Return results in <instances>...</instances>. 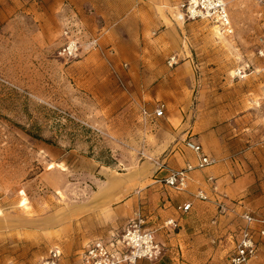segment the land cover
<instances>
[{
    "label": "rangeland",
    "instance_id": "374dc122",
    "mask_svg": "<svg viewBox=\"0 0 264 264\" xmlns=\"http://www.w3.org/2000/svg\"><path fill=\"white\" fill-rule=\"evenodd\" d=\"M129 1L134 16L122 15ZM226 1L232 36L183 20L181 0L106 3L103 31L91 4L0 0V264H39L55 247L79 263L88 242L123 230L155 160L182 162L190 136L216 158L215 176L248 179L240 197L264 214V0ZM66 18L99 34V50L61 59ZM159 102L165 116L148 118Z\"/></svg>",
    "mask_w": 264,
    "mask_h": 264
},
{
    "label": "built area",
    "instance_id": "2783aa9c",
    "mask_svg": "<svg viewBox=\"0 0 264 264\" xmlns=\"http://www.w3.org/2000/svg\"><path fill=\"white\" fill-rule=\"evenodd\" d=\"M179 9L182 19H209L220 30L232 36L235 26L226 0H181ZM101 35V34H100ZM62 45L58 51L59 57L66 62L75 61L87 51L99 50V34H92L78 21L66 18L62 28ZM112 51V49H110ZM264 56V52H260ZM170 62L173 64V60ZM128 67L127 63L122 65ZM144 113L148 118L158 119L165 116L166 103L159 102L152 112L146 109ZM185 148L195 155L194 161H186L179 168L170 167L163 183L177 192L189 190L191 173L204 170L216 164L217 160L208 153L201 142L190 136L185 139ZM158 168L164 163L155 160ZM206 187H199L193 196L201 201H214L218 214H226L232 210L224 201L225 194L221 192L218 177L208 175ZM192 202L185 201L177 206L181 215L192 209ZM238 226L229 234L231 250L229 252L230 264H255L258 256L260 239L264 237V214L244 209L237 213ZM216 222L218 221L215 219ZM165 226H177L174 219H168ZM163 253V245L156 238V231L146 227V219L137 213L130 219L122 231H113L108 237H100L88 242L79 253L78 264H138L140 260H157ZM63 252L59 247L52 249L46 259L39 264H63Z\"/></svg>",
    "mask_w": 264,
    "mask_h": 264
},
{
    "label": "crops",
    "instance_id": "0c3cea01",
    "mask_svg": "<svg viewBox=\"0 0 264 264\" xmlns=\"http://www.w3.org/2000/svg\"><path fill=\"white\" fill-rule=\"evenodd\" d=\"M113 1L122 0H76V4L81 6L83 4H91L100 10V14L106 18L105 23L100 26V31L109 27V13L104 12V7ZM140 4L137 2H130L125 4L120 9L122 15L131 10L132 16L136 13L133 10H138ZM110 10V8H107ZM94 34L96 32L93 31ZM101 34V33H100ZM143 36L141 34H133L127 38L128 41H141ZM121 41V40H120ZM199 139L202 140L201 137ZM195 155L193 152L185 155L183 161L175 160V165L172 168L182 167L186 161H194ZM170 166L157 168L153 183L146 191L139 193L136 197L133 216L140 213L146 219V227L156 231L157 240L163 245V253L157 260H140L138 264H227L229 259L224 260V253L221 252L222 246H217L213 243L216 237V232L221 228V232L231 233L238 226L239 217L238 212L248 209L250 203L247 199L240 196L250 187L249 183L244 178L228 182L227 176L218 178L220 190L225 194L224 201L232 210L227 214H218L216 204L214 201H201L193 196L199 187H206V177L208 175L215 176V169L196 170L191 173V184L188 191L177 193L172 191L163 183V178L166 176ZM217 177V176H216ZM220 177V176H219ZM149 192L154 199L151 203V208L147 210V206L143 205V197ZM234 196V197H233ZM190 200L193 204L192 209L181 215L177 210V206L185 201ZM142 204V205H141ZM254 211V210H253ZM256 212V211H255ZM132 214V213H130ZM174 219L177 226H165L168 219ZM219 225L217 226L216 220ZM223 226V227H222ZM96 239V238H95ZM223 250V249H222ZM227 261V262H226ZM255 264H264V237L260 239L258 256L255 259ZM78 264V263H76ZM230 264V263H229Z\"/></svg>",
    "mask_w": 264,
    "mask_h": 264
},
{
    "label": "bare ground",
    "instance_id": "6f19581e",
    "mask_svg": "<svg viewBox=\"0 0 264 264\" xmlns=\"http://www.w3.org/2000/svg\"><path fill=\"white\" fill-rule=\"evenodd\" d=\"M218 28V27H217Z\"/></svg>",
    "mask_w": 264,
    "mask_h": 264
}]
</instances>
